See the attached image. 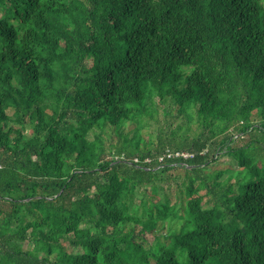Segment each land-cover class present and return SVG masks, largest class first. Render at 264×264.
<instances>
[{
    "label": "trees",
    "instance_id": "obj_1",
    "mask_svg": "<svg viewBox=\"0 0 264 264\" xmlns=\"http://www.w3.org/2000/svg\"><path fill=\"white\" fill-rule=\"evenodd\" d=\"M0 264H264V0H0Z\"/></svg>",
    "mask_w": 264,
    "mask_h": 264
},
{
    "label": "built area",
    "instance_id": "obj_2",
    "mask_svg": "<svg viewBox=\"0 0 264 264\" xmlns=\"http://www.w3.org/2000/svg\"><path fill=\"white\" fill-rule=\"evenodd\" d=\"M166 157L168 158H175V157H179V158H192L194 157V154L188 151H179V152H171L168 151L167 154L165 156H162L160 158L161 161H163ZM136 161H139V159L137 158Z\"/></svg>",
    "mask_w": 264,
    "mask_h": 264
},
{
    "label": "rangeland",
    "instance_id": "obj_3",
    "mask_svg": "<svg viewBox=\"0 0 264 264\" xmlns=\"http://www.w3.org/2000/svg\"><path fill=\"white\" fill-rule=\"evenodd\" d=\"M156 99H157V101H158V98H157V97H156ZM159 118H160V119H164V118H165L163 112L160 113ZM230 160H231V157H230V156H224V157H221V159H219V162H218L217 165H221V166H222V165L232 164ZM235 166H237V165H235ZM225 177H226V176H225ZM175 187H176V185L173 186V188H172V192L174 191V188H175ZM71 249H72V251L74 250L75 252H78V251L81 250L80 248H71Z\"/></svg>",
    "mask_w": 264,
    "mask_h": 264
}]
</instances>
